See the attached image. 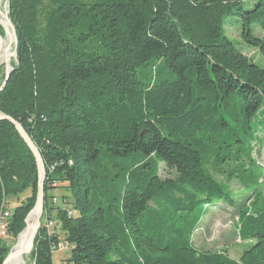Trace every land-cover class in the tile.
Returning a JSON list of instances; mask_svg holds the SVG:
<instances>
[{
    "label": "trees",
    "instance_id": "1",
    "mask_svg": "<svg viewBox=\"0 0 264 264\" xmlns=\"http://www.w3.org/2000/svg\"><path fill=\"white\" fill-rule=\"evenodd\" d=\"M17 64L0 111L19 121L46 165L43 218L71 245L65 264H264V0H9ZM0 33L5 36L0 25ZM177 173L163 179L161 164ZM229 170L254 201L239 212V260L192 242L207 206L235 204ZM40 172L15 126L0 121V224L28 189L0 264L26 228ZM64 187L75 214L54 207ZM54 213V215H52ZM42 218V221H43ZM8 239V238H7ZM60 236L42 222L31 258L54 264Z\"/></svg>",
    "mask_w": 264,
    "mask_h": 264
},
{
    "label": "rangeland",
    "instance_id": "2",
    "mask_svg": "<svg viewBox=\"0 0 264 264\" xmlns=\"http://www.w3.org/2000/svg\"><path fill=\"white\" fill-rule=\"evenodd\" d=\"M7 12L9 16V0H0V17ZM3 29L5 32V36H3L1 33L0 34L4 38L3 41H5L6 31L4 27ZM226 29L228 36L239 43L238 46L244 51V53L247 54L249 57L253 58L262 67H264V57L262 52L257 48L251 47L244 41L242 37L241 27L233 22L228 23L226 25ZM257 34L260 37L264 38V32H262L260 29L257 30ZM12 49L14 51L15 42L12 44ZM14 64H17V55L13 56L12 66ZM5 75L6 65H4L0 71V83L4 81ZM252 158L257 160L258 163L264 166V142L254 143V151L252 153ZM161 176L163 179L176 178L177 173L174 170H171L166 164L162 163ZM216 178L224 185H226L233 193L235 204L230 205L226 202H219L216 205L207 206L203 215L201 216L199 224L196 226L192 237V242L193 245L201 251H226V253H228L230 257L239 260L242 257L243 253L246 250L250 249V247L255 243L254 241L250 240H242L239 232V212L243 207L249 206L254 201V192L253 190H246L243 184L238 179H231L229 176V170H226L221 174H217ZM52 194L53 198L52 200H50V202L51 205H53L54 207H64L67 204L66 202H69L70 200L68 197L69 191L64 187H58L54 189ZM32 195V189H28L20 197L10 198L8 200V203L12 211H14V209L23 201L32 197ZM55 198L57 199L56 201H54ZM66 207L69 209H73L72 205L69 203L66 205ZM52 215H54V213H52ZM49 221H53L55 227L51 228V232H55L57 235L60 236V239L64 240L65 235L62 232L60 226L56 223V221L51 220L48 217H44L42 222L44 225H47V222ZM6 241L8 242V244L11 245H13L14 243L13 238H8L6 239ZM31 253L28 255L25 254V260L27 264H36V261H33L31 258ZM71 253L72 250L69 248L54 251L53 263L65 264V261L70 258Z\"/></svg>",
    "mask_w": 264,
    "mask_h": 264
},
{
    "label": "water",
    "instance_id": "3",
    "mask_svg": "<svg viewBox=\"0 0 264 264\" xmlns=\"http://www.w3.org/2000/svg\"><path fill=\"white\" fill-rule=\"evenodd\" d=\"M5 17H6L8 23H9V26H10V28L13 31L14 36H15V49L13 51L12 56H16L17 55V47H18V38H17V34H16V28H15L13 22L11 21V19L9 18L8 12L5 13ZM0 24L5 28V31L7 33V28L1 23V21H0ZM3 40H4V38L0 34V45L2 44ZM13 70H14L13 66L11 68H9V66H7L5 79L2 83H0V93L6 87L8 81H9L10 75H11ZM1 120H7L15 126L16 130L18 131V133L20 134L22 139L25 141V143L28 145L31 152L33 153V155L36 159V163H37L38 168H39V172H40V180H39V185H38L36 204L28 215V217H29L32 213H34L39 208L38 217L36 218V221L34 223L33 230L31 232H28L24 247H21V248L17 249L16 251H14L15 250V245H14L13 248L11 249L8 257L6 258V260L3 263V264H8V262L11 259H13L14 257H16L18 255H22V254L28 255L34 249L36 236H37V233L39 231V228L42 225V218H43L44 211H45V179L47 177V170H46L45 162L43 161V158L41 156L39 149L37 148V146L33 142L30 135L27 133V131L25 130L23 125L19 121H17L16 119H14L13 117L6 115L0 111V121ZM28 217L26 219V222L28 220ZM26 230H27V226L24 229V231L22 232V234ZM21 235L19 236V239H20Z\"/></svg>",
    "mask_w": 264,
    "mask_h": 264
},
{
    "label": "bare ground",
    "instance_id": "4",
    "mask_svg": "<svg viewBox=\"0 0 264 264\" xmlns=\"http://www.w3.org/2000/svg\"><path fill=\"white\" fill-rule=\"evenodd\" d=\"M1 23L7 28V33H6V40L2 42L0 45V71L3 68L4 65L9 66V68L12 67L13 64V49H12V44L15 42V36L13 31L11 30L9 23L5 17V14L0 17ZM39 214V208L32 213L28 217V225H27V230L21 235L20 239L18 240L17 244L15 245V250L24 247L28 232H31L34 228V223L36 221V218L38 217ZM6 218L12 217V215H5ZM8 264H27L25 260V254L18 255L11 259Z\"/></svg>",
    "mask_w": 264,
    "mask_h": 264
},
{
    "label": "built area",
    "instance_id": "5",
    "mask_svg": "<svg viewBox=\"0 0 264 264\" xmlns=\"http://www.w3.org/2000/svg\"><path fill=\"white\" fill-rule=\"evenodd\" d=\"M57 199L55 198L54 201H56ZM68 209L69 215L73 216L75 214L74 210L72 209ZM13 211L9 205L8 202H6V210L5 213L3 214V220H1V224H0V239H7L9 238V232H8V225L9 223H5V215H12ZM50 231L51 228H55L54 227V222L53 221H49L47 222V225H45ZM54 250H60V249H66V248H71V245L66 241V240H62L60 239L58 244H55L53 246Z\"/></svg>",
    "mask_w": 264,
    "mask_h": 264
}]
</instances>
